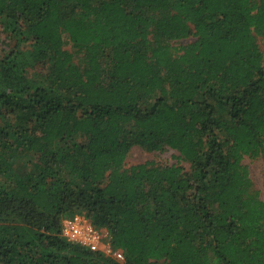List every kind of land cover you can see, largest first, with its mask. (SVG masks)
<instances>
[{"label": "trees", "instance_id": "1", "mask_svg": "<svg viewBox=\"0 0 264 264\" xmlns=\"http://www.w3.org/2000/svg\"><path fill=\"white\" fill-rule=\"evenodd\" d=\"M260 37L264 0H0V264H264Z\"/></svg>", "mask_w": 264, "mask_h": 264}, {"label": "built area", "instance_id": "2", "mask_svg": "<svg viewBox=\"0 0 264 264\" xmlns=\"http://www.w3.org/2000/svg\"><path fill=\"white\" fill-rule=\"evenodd\" d=\"M61 233L70 242L97 249L119 261L125 260L124 249L111 242L108 229L96 226L84 213L65 217L62 220Z\"/></svg>", "mask_w": 264, "mask_h": 264}, {"label": "rangeland", "instance_id": "3", "mask_svg": "<svg viewBox=\"0 0 264 264\" xmlns=\"http://www.w3.org/2000/svg\"><path fill=\"white\" fill-rule=\"evenodd\" d=\"M193 37L187 39H181L176 44L185 43ZM259 42L264 46V37L259 38ZM67 49H73L72 44H66ZM180 152L178 150L167 148L163 151H147L140 146H134L130 151L127 158V166L143 163L147 161H155L157 163L171 164L178 162ZM243 163L248 167L250 176L254 181L255 188H257L264 199V158L263 157H251L250 155L244 156ZM182 164L187 168L190 167L188 162L182 161Z\"/></svg>", "mask_w": 264, "mask_h": 264}]
</instances>
